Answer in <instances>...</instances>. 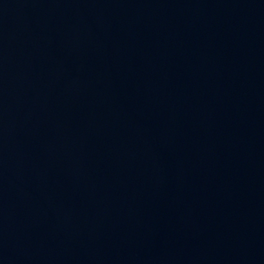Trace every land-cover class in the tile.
<instances>
[{
	"label": "water",
	"instance_id": "obj_1",
	"mask_svg": "<svg viewBox=\"0 0 264 264\" xmlns=\"http://www.w3.org/2000/svg\"><path fill=\"white\" fill-rule=\"evenodd\" d=\"M0 264H264V0H0Z\"/></svg>",
	"mask_w": 264,
	"mask_h": 264
}]
</instances>
